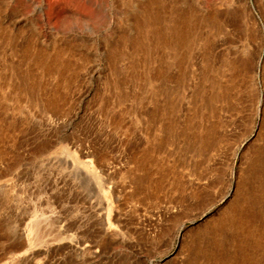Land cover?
Wrapping results in <instances>:
<instances>
[{
    "label": "rangeland",
    "instance_id": "rangeland-1",
    "mask_svg": "<svg viewBox=\"0 0 264 264\" xmlns=\"http://www.w3.org/2000/svg\"><path fill=\"white\" fill-rule=\"evenodd\" d=\"M0 264H264V0H0Z\"/></svg>",
    "mask_w": 264,
    "mask_h": 264
},
{
    "label": "bare ground",
    "instance_id": "bare-ground-1",
    "mask_svg": "<svg viewBox=\"0 0 264 264\" xmlns=\"http://www.w3.org/2000/svg\"><path fill=\"white\" fill-rule=\"evenodd\" d=\"M31 232H34V230H33V231L31 230ZM30 234H31V233H30ZM31 244H32V243H31Z\"/></svg>",
    "mask_w": 264,
    "mask_h": 264
}]
</instances>
